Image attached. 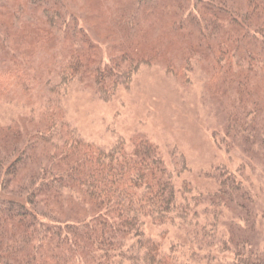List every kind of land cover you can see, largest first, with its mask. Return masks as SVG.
Listing matches in <instances>:
<instances>
[{"label": "rangeland", "instance_id": "rangeland-1", "mask_svg": "<svg viewBox=\"0 0 264 264\" xmlns=\"http://www.w3.org/2000/svg\"><path fill=\"white\" fill-rule=\"evenodd\" d=\"M202 4L211 15L202 14ZM257 4L264 15V0H44L41 8L0 0V51L7 55H0V125L11 127V140L19 132V146L26 151L14 157L20 158V178H30L48 158L59 160L69 130L97 146L109 147L122 137L128 149L143 136L158 145L175 184L188 183L192 195L203 196L197 223L146 224L165 252L175 243L178 264H233L232 250L220 251L229 237L264 251V33L235 32L230 19L241 14L239 30L256 29L264 16L245 13ZM45 8L59 12L54 28L45 22ZM10 12L15 19L5 16ZM217 14L220 20L213 19ZM73 28L81 31L74 42L68 38ZM123 30L126 37L119 35ZM191 33L203 38L197 45L201 52L190 48ZM228 36L261 50L256 68L262 71L248 81L255 88V105L241 102L232 78L248 67L245 53L215 57L229 46ZM245 42L240 50H249ZM16 54L19 68L31 77L19 84L6 74L9 57ZM77 54L82 77L63 85L60 71ZM143 54L150 61L138 64L131 80L104 100L94 71L111 68L122 74ZM230 173L246 197L207 208L218 198L222 174ZM239 202L251 209L248 218Z\"/></svg>", "mask_w": 264, "mask_h": 264}, {"label": "trees", "instance_id": "trees-1", "mask_svg": "<svg viewBox=\"0 0 264 264\" xmlns=\"http://www.w3.org/2000/svg\"><path fill=\"white\" fill-rule=\"evenodd\" d=\"M24 1L36 8H41L44 2ZM259 8L257 4V8L246 12L245 16L249 18L258 12L262 17ZM201 9L203 15H211L208 5L202 4ZM42 14L45 22L52 23L54 28V16L59 12L45 8ZM14 15L10 12L5 16L14 18ZM240 15L233 14L230 18L235 32L254 37L264 33L261 19L256 29L239 30V22L244 20ZM218 16L221 15L213 19L217 20ZM41 29L49 32V27ZM31 33L40 36L34 30ZM68 34L69 40L74 42L81 31L73 28ZM119 35L126 37V31ZM191 37L194 41L190 48L201 52L197 49L203 44V38L194 37L192 33ZM245 41L228 36L229 46L218 50L215 57L221 59L245 53L248 67L244 74L240 72L232 78L241 102L252 101L255 105L257 102L252 99L255 88L248 81L259 76L255 72L262 71L256 68L261 50ZM84 42L94 48L87 39ZM244 42L249 50H240ZM221 44L224 46V41ZM126 50L120 51L126 53ZM0 55L7 57L5 50H1ZM9 58L12 66L7 68L6 74L18 84L31 80L29 74L19 68V55ZM149 61L143 54L122 74H115L111 68H97L95 80L103 99L109 100L118 84L128 83L138 64ZM82 73L83 64L77 54L61 69V83L66 85L82 77ZM38 74L39 81L42 73ZM10 129V126L0 125V264H178V246L174 243L165 252L161 241L150 236L145 226L148 222L154 225L197 223L203 196L192 195L188 183L182 187L175 184L158 145L139 136L133 139L131 149L126 147L122 137L109 147L97 146L83 141L76 131L68 129L63 143L65 150L60 149L59 160L48 158L37 167L31 176L34 178L21 179L20 158L14 160V157L25 155L26 151L19 146V132H14L16 139L11 140ZM40 138L47 141L42 132ZM230 174H225L226 177L222 174L220 188L215 193L218 198L207 208L217 210L222 203H233L234 197L247 194ZM85 205L91 210H85ZM238 206L248 218L251 209H245L243 202ZM214 215L216 217L217 213ZM215 223L217 220L212 225ZM221 250H232L233 264H264V251H254L242 240L233 242L231 237L226 238L222 240Z\"/></svg>", "mask_w": 264, "mask_h": 264}]
</instances>
